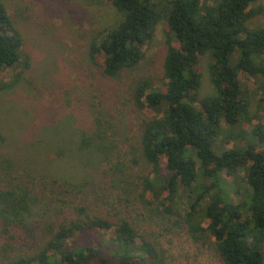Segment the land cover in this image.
Instances as JSON below:
<instances>
[{
	"label": "trees",
	"instance_id": "16d2710c",
	"mask_svg": "<svg viewBox=\"0 0 264 264\" xmlns=\"http://www.w3.org/2000/svg\"><path fill=\"white\" fill-rule=\"evenodd\" d=\"M262 1L108 0L118 19L95 30L88 44L91 62L114 78L144 59V46L164 22L159 86L149 77L131 86L141 114L139 152L149 168L134 169L137 155L131 165L113 163L111 144L98 127L95 134L84 133L82 143L100 151L95 161L112 171V183L129 178L124 200L154 213L162 228H178L211 249L217 264H264V123L251 124L255 116L241 81L245 76L260 88L264 84V25L251 26ZM22 45L0 0V70L21 63L26 70ZM206 54L216 93L199 99L198 66ZM19 79L1 82L0 90ZM257 102L255 111H264V96ZM226 141L232 146L225 147ZM12 164L0 159V264H166V251L136 216L117 205L92 211L72 201L66 210L60 198L68 192L65 182L13 171ZM224 177L232 179L229 194ZM44 198L60 202L50 216L37 208ZM37 228L43 233L35 241Z\"/></svg>",
	"mask_w": 264,
	"mask_h": 264
},
{
	"label": "rangeland",
	"instance_id": "374dc122",
	"mask_svg": "<svg viewBox=\"0 0 264 264\" xmlns=\"http://www.w3.org/2000/svg\"><path fill=\"white\" fill-rule=\"evenodd\" d=\"M3 1L21 34V61L27 56L28 66L22 70L20 62L13 68L0 70V83H10L13 76L20 75L14 86L0 90V133L3 135L0 159L12 161L13 171L25 169L40 179L44 176L65 182L68 192L60 198L66 210L70 201L86 205L92 211L122 207L136 216L144 233L166 251V264H217L211 249L197 246L178 228H162L154 213L146 215L133 199L124 200L131 188L129 178L112 183V171L104 163L95 161L100 151L82 143L84 133L95 134L98 127L107 136L104 141L111 144L113 163L124 160L131 165L137 155L134 169L149 168L139 152L136 124L141 114L132 102L131 86L138 77H149L159 86L166 49L164 22L158 25L153 40L144 46V59L134 68L110 78L102 75L100 66L94 65L88 56L93 32L118 19L108 0L102 3L96 0ZM257 25H264V9L252 20L251 26ZM209 56H203L198 66L199 99L216 93L209 79ZM97 61L101 63V57ZM241 81L250 100V113L255 116L251 124L264 123V111H255L258 98L264 96V84L260 88L253 78L245 76H241ZM144 113L152 115L149 110ZM232 141H226L224 146L231 147ZM224 178L229 194L232 179ZM43 202L46 204L37 208L47 210L46 216L52 215L60 203L49 198ZM205 225L203 220L202 226ZM41 231L37 228L36 233Z\"/></svg>",
	"mask_w": 264,
	"mask_h": 264
}]
</instances>
